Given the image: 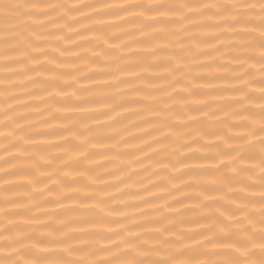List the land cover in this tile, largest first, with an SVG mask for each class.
<instances>
[{
    "label": "snow or ice",
    "instance_id": "snow-or-ice-1",
    "mask_svg": "<svg viewBox=\"0 0 264 264\" xmlns=\"http://www.w3.org/2000/svg\"><path fill=\"white\" fill-rule=\"evenodd\" d=\"M40 6L35 3L16 2V0H0V23L4 25V31L11 33V39L16 44L6 48L8 51H19L24 49L23 55L12 61L24 64L25 71L43 70L51 72L47 79L41 83L49 85L54 89H59L55 94L49 93L47 99L68 98V94L63 92V88L70 87L75 82V78L71 83L65 79L66 73L58 71L62 67H71L63 64L65 57V49H54V53L59 56L49 57L45 49L39 47L41 40L40 34L35 33L36 27H42L38 21H29L22 19L24 17H32L35 15H46L45 12L37 11ZM50 11H55L62 5L48 6ZM78 7H90L89 5H79ZM103 12H96L94 15L113 14L117 15L120 24L129 21H140L135 24L134 31L141 34L140 39L145 41L149 47L143 53V56L153 57L152 62L138 60L134 64L126 62L122 67L117 68L122 74L131 75L133 79H141V76L148 68H163V73L156 79L164 81L160 85L149 84L143 99H124L122 93H116L120 96L117 100L112 94L105 93L101 97V106L105 111L98 115L104 116L106 121L116 123L120 119V113L116 112V108H120L130 116H137L139 119L130 124L131 127L137 128L141 136H148L150 140L141 141L142 147L139 145H127L126 140L122 137L119 141L126 146L135 147V150L142 153L143 159H148V154L143 153V148H150L152 144H162L164 141L172 140L174 137L177 146L173 149L172 159L167 163L160 165V171H166L169 168L173 172L179 173L182 169L188 172L209 173L210 177L206 180L194 179L190 182H181V186L190 187L194 183L199 189L196 193L195 203L191 209L182 207L180 209L172 208L173 204H180L181 201L173 198L171 202L165 200L160 205H150L148 200L159 199L156 194L149 193L148 198L140 197L139 203L145 204L151 211L159 213L157 216L149 215L145 209L136 207L134 215L140 217L139 220H132L130 223H121L120 221L129 220L127 212L115 213L119 216V220H113V212L108 210L103 220L107 223H116L117 228H108L103 234H97L98 239L95 242L81 241L78 245L69 244L71 240L79 239V236L86 233H74L64 231L65 225L61 223L59 227H53L51 221H41L39 216H48L47 211H41L34 214L30 222L20 224L11 219L12 216H19L29 211L30 207L38 208L39 204L32 203L30 206L19 205L13 199L5 196L2 204L4 206L13 205V207L0 206V264H264V0H231V2H214L201 4H167L162 2L153 3H128L119 5H101ZM129 9H139L138 13L129 16H119V13H127ZM73 8L69 7L68 11ZM171 13V15H169ZM66 14V13H65ZM203 17V23L199 21H191L190 17ZM141 18H143L141 20ZM216 18V19H214ZM184 21H188L184 24ZM51 19L48 23H52ZM180 25V28L173 31L168 25ZM160 25V27H155ZM222 25H227V29H222ZM236 25L245 26L243 30H237ZM251 26V27H248ZM101 27H115V25H104ZM205 27L210 30L219 29L215 34H208L205 39L214 40L219 37L231 35L240 37V42L230 43L226 46L236 50L229 52L228 55L236 63L231 67L244 69L237 75L230 77L232 80L238 81L237 84L229 87L216 89L211 88L210 91H223L237 94L234 99L229 101L230 105L235 107L225 113V121L216 120L215 127L208 124H200L203 116L213 117L215 112L203 110L208 107L206 102H198L192 111L201 112V117H188L186 121L181 122V113L175 111L178 104L184 108H189L187 103L174 100V97L194 95L201 91L199 87L177 89L174 86L180 85L182 76H176L175 73L183 72L182 66H172V58H164L157 56L167 50L166 45L152 44L151 42L164 36L176 35L178 32H188L189 28ZM19 29V31H17ZM73 35H78L74 32ZM125 31H121V35H127ZM247 38V39H245ZM60 39H69L68 36L57 37ZM183 39L196 42L199 55H205L204 51H200L198 45L202 41L197 40L194 34H189ZM7 42V37H6ZM108 43L107 40L103 41ZM132 43H139V40H133ZM176 43H180L177 39ZM73 46L75 42H73ZM220 46H208V51H218ZM116 47H128L127 43H122ZM189 48L192 45L188 46ZM29 49L31 51H29ZM109 50H114L110 47ZM258 50V54H257ZM180 52L185 51V47L179 48ZM75 58H79L78 54H72ZM104 55L103 53H95L92 61L95 62ZM129 55H138L129 51ZM38 57H45L43 61ZM244 57L245 59H242ZM112 58L104 55L103 64H107ZM248 61H253L250 67L245 68ZM212 63H216L213 59ZM259 65L260 76L257 79L251 73L255 65ZM48 65L49 67H45ZM141 72L126 73V69L132 67H141ZM195 67H204V64H196ZM221 68L229 67L228 65H220ZM40 72L37 73L39 78ZM93 75L111 76V72L105 67H100ZM184 75H187L186 73ZM171 77V79H169ZM201 76L192 77V79H202ZM116 83H124L118 77L113 78ZM32 82V81H30ZM258 85V88H253ZM112 86L111 81H105L102 87L109 88ZM169 89H172L169 91ZM41 90H45L42 88ZM133 91L138 89L133 88ZM159 93L160 95H152ZM71 95H76L75 91ZM15 99L12 96H5L7 100ZM171 101V103H169ZM44 103V99H40ZM125 103H134L140 105L136 109L124 108ZM21 106V105H17ZM221 110V109H218ZM5 114L3 121H0V127H8L15 124L16 119H23V116H8L7 113L13 112L12 105L5 103V107L0 110ZM61 111L56 109V113ZM147 112L145 117L142 113ZM56 113L49 115L54 118ZM111 113V115H109ZM236 117L233 121H228V117ZM189 123L200 124L198 136L191 141L180 143L181 136L177 133L178 127H187ZM140 125H146L147 128H141ZM98 127H106L104 122L97 120ZM232 129H238L236 133H232ZM19 125H15L12 131L3 135L5 140H12L3 146L2 150L6 153L0 162L8 164L16 156L8 154V148L16 147L20 140H24V159L31 161L23 169L16 166L8 168H0V173L4 176L15 175L18 172L28 178V185L35 186L44 179H51V175H45L40 171L42 167L51 168L53 161L47 160L45 164H41L40 160L44 157L36 158L37 154L28 152V148L38 147L34 141H29L24 137H16L15 133L21 131ZM61 132H69L79 138L80 133L71 132V124L62 125ZM127 131V129H124ZM155 133V135H153ZM40 134V133H37ZM101 135V134H98ZM119 135V132H116ZM182 135L191 136V132ZM103 139H110L107 133L102 134ZM205 137H214V141H208L201 145L203 155L199 158L209 160L207 167L193 166L189 167L182 163L183 160L195 157L196 151H189L176 156L180 148H186L188 143H197ZM135 139L129 135L128 140ZM68 144V139L59 136L58 143H47L44 147L56 148L59 152L67 156V159H61V166L70 169L73 165L82 160H91L93 153L87 148L80 146L62 147ZM81 144H88L89 147H97L96 143H92L89 138L81 141ZM115 147V145L108 146ZM167 145L161 147L160 151H165ZM119 154V153H118ZM59 158V157H57ZM133 163H140V158H136ZM181 164V168L176 165ZM257 169L259 170L257 172ZM84 172L75 176L71 172L66 171L58 178L53 186L63 185L65 181L68 184L75 183L77 180L83 179ZM172 177H163L167 180L175 191H179V186L172 183ZM120 181V178L117 177ZM94 182V178H93ZM242 185L238 190L234 185ZM156 184H149L142 187V191L148 192L151 187ZM17 187L5 182L3 189L5 192L11 188ZM50 191L45 187L41 192H34V195H40L42 192ZM76 190H69L68 194L61 193L55 200L51 197L44 203L54 202L59 204L61 199H69L70 195H74ZM161 192L168 194L166 188H161ZM216 192L219 195L211 197L206 193ZM202 197V199H201ZM84 199H93L92 194H86ZM110 199L113 197H109ZM185 199L188 197H184ZM102 200H97L93 208H101ZM120 206L128 207V201H120ZM93 208L85 207V211H92ZM161 209H168L167 213L161 212ZM104 209L101 208V211ZM182 211H194L197 213L195 218L182 215ZM91 222V221H85ZM195 224V229H180L177 225ZM146 225L153 227H146ZM100 241H107L105 245H99ZM190 241V243H189ZM73 254H82L79 258L73 259ZM103 254V255H101ZM94 257V258H93Z\"/></svg>",
    "mask_w": 264,
    "mask_h": 264
},
{
    "label": "bare ground",
    "instance_id": "bare-ground-1",
    "mask_svg": "<svg viewBox=\"0 0 264 264\" xmlns=\"http://www.w3.org/2000/svg\"><path fill=\"white\" fill-rule=\"evenodd\" d=\"M16 2H25V0H16ZM27 2L39 5L40 7L37 11L45 12L46 15L34 14L30 18L24 17L22 19L29 20L30 22L38 21L42 24V27H36L34 32L40 34L39 39L41 43L39 47L45 49L49 57L59 56L58 52H53L54 49L66 50L63 64L70 65L71 67H62L58 71L66 73L65 79L70 83L73 78H75V82L71 83L70 87L63 88V92L68 94L67 99L59 97L53 100L47 99L49 93L55 94L56 91H59V89H54L49 85L41 83L52 75V73L43 70L34 72L25 71L24 64L27 61L21 63L12 62L23 55L24 49L21 48L15 52L5 51L6 48L15 45L16 41L11 39V33H6L4 31V25L0 23V110L7 103L12 105L14 109L13 112L7 113L8 116H23V119H16L15 124H11L8 127H0V158L6 155L2 150L3 146L12 140V138L5 140L2 134L12 131L15 125H19L22 130L15 133L16 137H24L29 141H34L38 146L28 148V152L36 153V158L44 157V159L40 160L41 164H45L49 159L53 161L51 168L42 167L40 169L45 175H51V179H44L35 186L28 185V178L22 171L9 176H4L3 173H0V206H4L2 201L5 196L13 199L19 205L30 206L32 203L39 204L38 208L30 207L29 211L19 216L8 217L7 219L24 224L30 222L34 214L47 211L49 215L39 216V220L45 222L50 220L53 227H59L62 223L66 226L63 229L64 231H71L78 234L86 233V235L79 236V239L68 242L69 244L78 245L81 241L95 242L98 239L97 234H103L108 228H117L116 223H107L103 220L108 210L113 212V220L120 219L115 213L127 212L129 214V220L120 221L121 223H130L132 220L140 219V217L134 215L135 208L131 205L145 209L149 215H159V213L151 211L147 205L139 203V198L144 197L147 199L149 193H154L160 197L159 199L148 200V204L150 205H160L165 200L171 202L173 198H176L181 203L173 204L172 208L180 209L185 207L191 209L197 203L195 196L199 189L194 183L190 187H183L181 186V182H190L194 179L206 180L211 174L188 172L184 169L176 173L171 168L166 171H160V165L172 159L173 149L177 146L176 138L174 137L172 140L164 141L162 144H152L150 148H143V153L148 154V159H143L142 153L136 151L135 147L119 143L123 137L127 145H139L142 147V140H150V137L141 136L137 128L130 126L132 122L139 119L137 116H130L120 108H116L115 111L120 113V119L113 124L106 121L104 116L98 115L100 112L105 111L101 106V97L103 94H112L117 100L120 99V96H116V93H122L123 98L126 100L143 99L149 84L160 85L164 83V81L156 79L164 70L163 68H148L139 80L133 79L131 75L122 74L120 71H117V68L122 67L126 62L134 64L142 59L148 62H152L153 60V57L143 56V53L148 50L149 45L140 39V33L133 30L135 24L140 21H129L128 23L120 24L117 15H94L93 12L94 10L96 12H103L101 5L105 4L119 5L153 2L201 4L214 3L218 2V0H27ZM219 2H231V0H219ZM248 2H254V0H248ZM81 4L89 5L90 7H78ZM50 5H62L64 7L50 11L48 7ZM69 7L73 8L70 12L68 11ZM139 11V9H129L127 13H119L118 15L126 17ZM49 19L53 22L48 23ZM190 20L203 23V17L200 16L190 17ZM101 22L104 25H115V27H101ZM183 23L187 24L188 21H184ZM155 27H160V25H156ZM167 27L175 31L180 28V25L174 24L168 25ZM227 27V25L221 26L222 29H227ZM244 27L242 25L235 26L237 30H243ZM73 31L78 33V35H73ZM121 31H125L128 34L121 35ZM218 31L219 29L210 30L205 27H193L189 28L188 32H178L176 35L164 36L151 42L152 44L167 46V50L162 53H157V56L164 58L171 57L172 66L183 67V72L175 73L176 76H182L181 84L174 86L175 88H201V91L197 94H185L174 97V100L182 101L190 106L189 108H184L181 104L177 105L175 111L182 114L181 122L186 121L188 117L202 116L201 112L191 110V107H194L198 102H206L208 104V107L203 110L204 112H215L213 117L203 116L200 124H208L213 127L217 126L214 123L216 120L225 121V113L230 108L235 107V105H230L229 101L234 99L237 94L223 91H210V89H221L238 83V81L232 80L230 77L239 74L244 69L231 67L236 62L228 55L229 52H235L236 50L220 45H228L233 42L239 43L241 38L226 35L214 40L205 39L206 35L210 33L215 34ZM189 34H194L197 40L202 41L198 45V48L200 51H204L206 53L205 55L198 54L195 41L183 39V37ZM64 36H68L69 39H60L59 42L56 41L57 37ZM177 39L180 40L179 44L176 43ZM105 40L108 43H104L103 41ZM133 40H139L140 42L132 43L131 41ZM73 42H75L76 46H73ZM122 43H127L128 47H116ZM189 45H192V47L189 48ZM209 45L220 47H218V51L210 52L208 51ZM181 46L185 47L184 52L179 51ZM110 47L114 50H109ZM29 51L31 50L29 49ZM129 51L137 53L138 55H129ZM95 53H103L112 59L107 64H103L104 55H102L99 60L93 62L92 57ZM72 54H78L79 58H75ZM38 59L43 61L45 57H38ZM213 59L216 60V63H212ZM242 59L245 58L242 57ZM196 64H204V67H195ZM252 64L253 61H248L245 68L250 67ZM220 65H228L229 67L221 68ZM45 67L47 68L49 66L45 65ZM100 67H105L112 75H93ZM143 67H146V65L132 67L125 71L126 73L141 72ZM38 72H40L39 78H37ZM185 73L187 75H184ZM251 75L257 79L259 78L260 72L258 64L253 68ZM195 76H201L203 78L192 79ZM114 77H118L124 83H116L113 79ZM105 81H111L112 86L109 88L102 87ZM252 87L258 88V85H253ZM42 88H45L46 91L41 90ZM133 88L138 90L133 91ZM171 90L169 89V91ZM74 91L76 95H71ZM152 95L160 94L152 93ZM5 96H12L15 99L5 102ZM41 98L44 99V103L40 102ZM123 107L136 109L140 105L125 103ZM57 108L61 109L59 113H56ZM52 113L56 114L54 118L50 119L49 115ZM142 115L147 117L148 113L145 112ZM4 118L5 114L3 111H0V121H3ZM235 119L237 118L228 117L229 122ZM97 120L104 122L106 127H98ZM67 124H71L72 133H80L79 138L75 135H70L69 132L59 131L62 125ZM200 124L189 123L187 127H178L176 131L181 136L179 142L183 143L196 138L199 134L198 129L200 128ZM139 127L147 128L146 125H140ZM124 129H127V131H124ZM117 131L119 135H116ZM238 131V129H232V133ZM186 132H191V136L182 135ZM104 133L109 134L110 139H103L102 134ZM61 135L68 139V144H64L62 147L80 146L87 148L88 151L93 153L92 159L79 161V163L73 165L70 169L63 168L61 166V159H67L68 157L56 148L44 147L47 143H58L59 136ZM129 135L135 137V139L128 140ZM85 138H89L92 143H96L97 147L91 148L88 144H81V141ZM214 140V137H205L203 140L197 141V143H188L186 148H180L179 152L175 153V155L179 156L182 153L196 151L197 154L195 157L183 160L182 163L189 167H207L210 163L214 162L200 159L199 157L203 155V152L197 150L201 149V145L205 142ZM111 145H115V147L109 148L108 146ZM164 145H167L166 150L160 151ZM25 147L24 140H20L16 147L8 148V154L16 156L17 159L10 160L8 164L0 162V168L16 166L17 168L23 169L30 164L31 161L24 159L23 153ZM136 158H140L139 164L132 162ZM176 167L181 168V164H177ZM66 171L71 172L73 176L84 172L85 176L83 179L77 180L72 184H68L65 181L63 185L53 186V183ZM167 176L173 178L172 183L179 186V191L173 190L167 180H162L163 177ZM117 177L120 178V181L117 180ZM5 182L10 185H16L17 187L5 192L3 189ZM149 184H156L157 186L149 188L148 192L141 190L142 187H147ZM241 186L237 184L234 185V188L238 190ZM45 187H48L50 191L42 192L40 195L33 194L34 192H41ZM161 188H166L168 194L165 195L161 192ZM69 190H76L75 194L70 195L69 199H61L59 204L43 202L50 197L52 200H55L61 193L68 194ZM86 194H92L93 199H84L83 197ZM206 195L216 197L219 194L210 192L206 193ZM185 196L188 198L185 199ZM109 197L113 198L110 199ZM97 200H102L101 208L104 209L103 211H101V208H93ZM120 201H128L129 206H120ZM4 207H13V205ZM85 207L93 208V210L85 211ZM168 211V209H161L163 213H167ZM182 215L195 218L197 213L194 211H182ZM0 219L4 218L0 217ZM146 227L153 226L146 225ZM177 228L184 230L195 229L196 225L183 224L177 225ZM105 244H107V241H100L99 245L96 246ZM80 255L82 254H73L72 258H79Z\"/></svg>",
    "mask_w": 264,
    "mask_h": 264
}]
</instances>
